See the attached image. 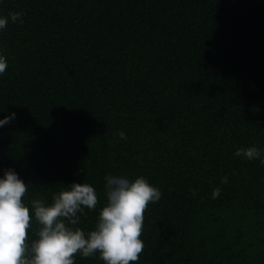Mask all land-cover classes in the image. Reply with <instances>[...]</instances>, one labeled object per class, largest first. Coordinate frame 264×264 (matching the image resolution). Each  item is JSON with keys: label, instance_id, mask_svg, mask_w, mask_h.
I'll return each instance as SVG.
<instances>
[{"label": "trees", "instance_id": "trees-1", "mask_svg": "<svg viewBox=\"0 0 264 264\" xmlns=\"http://www.w3.org/2000/svg\"><path fill=\"white\" fill-rule=\"evenodd\" d=\"M9 12L23 23L0 29V120L15 113L0 178L27 184L29 243L32 200L92 185L98 203L72 226L87 234L105 177L143 176L162 195L134 264H264V164L235 156L264 159V0H0Z\"/></svg>", "mask_w": 264, "mask_h": 264}, {"label": "clouds", "instance_id": "clouds-1", "mask_svg": "<svg viewBox=\"0 0 264 264\" xmlns=\"http://www.w3.org/2000/svg\"><path fill=\"white\" fill-rule=\"evenodd\" d=\"M22 12H9L0 17V29L12 23H23ZM8 67L7 60L0 55V74ZM15 117L12 113L0 120L5 125ZM122 140L127 137L119 133ZM235 156L247 160L260 159L261 151L251 146L239 148ZM228 182L227 176L221 183ZM66 190L53 193V203L46 205L42 199L31 201L32 210L39 228L37 239L28 242V230L32 215L23 202L27 184L18 174L7 169L0 178V264H75L74 256L79 253L88 258L99 253L104 264H134L139 260L144 244L140 239L144 213L149 203L161 198V191L143 176L130 181L127 177L108 175L105 177L107 203L99 213L95 229L87 234L80 228L78 213L84 207L95 209L98 197L94 187L87 183H72ZM221 189L212 191V198L219 197ZM195 195V191H193Z\"/></svg>", "mask_w": 264, "mask_h": 264}]
</instances>
